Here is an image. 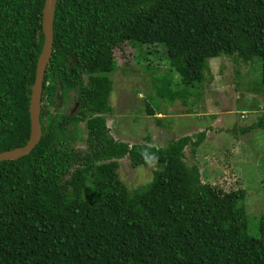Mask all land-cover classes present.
Instances as JSON below:
<instances>
[{
    "label": "trees",
    "instance_id": "obj_1",
    "mask_svg": "<svg viewBox=\"0 0 264 264\" xmlns=\"http://www.w3.org/2000/svg\"><path fill=\"white\" fill-rule=\"evenodd\" d=\"M45 1L0 0V152L31 136ZM125 43L162 45L187 85L202 82L212 57H259L264 83V0H57L41 140L0 162V264H264V212L252 235L242 182L213 181L203 159H185L206 130L164 146L113 135L111 76ZM70 92L75 111L64 107ZM253 126L264 127V114ZM227 153L239 150L221 152L230 166ZM125 157L131 167L153 165V179L130 189L119 174Z\"/></svg>",
    "mask_w": 264,
    "mask_h": 264
},
{
    "label": "rangeland",
    "instance_id": "obj_2",
    "mask_svg": "<svg viewBox=\"0 0 264 264\" xmlns=\"http://www.w3.org/2000/svg\"><path fill=\"white\" fill-rule=\"evenodd\" d=\"M137 45L138 49L125 43L115 50L119 67L111 76L112 110L107 114L113 135L130 143L148 139L152 145L164 146L171 139L206 130V140L197 154L187 147L186 161L192 164L203 159L213 181L217 177L219 183L242 182L249 232L259 235V218L264 212V127L253 124L264 114L261 59L244 61L225 54L212 57L202 82L187 85L171 69L162 45H153L156 49L152 52L145 51L149 44ZM74 97L70 92L65 110L74 109ZM148 106L161 112L156 116L166 117L157 120L148 114ZM86 135L81 123L76 146L86 148ZM225 149L231 153L239 150L238 155L227 153L233 156L228 160L231 171L221 156ZM210 158H214L211 165ZM154 169L153 165L131 167L125 157L120 160V179L133 190L151 181Z\"/></svg>",
    "mask_w": 264,
    "mask_h": 264
},
{
    "label": "water",
    "instance_id": "obj_3",
    "mask_svg": "<svg viewBox=\"0 0 264 264\" xmlns=\"http://www.w3.org/2000/svg\"><path fill=\"white\" fill-rule=\"evenodd\" d=\"M57 0H46L43 11V31L45 40L42 52L40 53L38 64L36 68L35 82L32 85L31 94V136L26 145L16 147L12 150L0 152V162L4 160H13L29 154L36 145L40 142L42 137V124H41V101L44 86V77L46 68L50 61L53 44H54V20Z\"/></svg>",
    "mask_w": 264,
    "mask_h": 264
},
{
    "label": "flooded vegetation",
    "instance_id": "obj_4",
    "mask_svg": "<svg viewBox=\"0 0 264 264\" xmlns=\"http://www.w3.org/2000/svg\"><path fill=\"white\" fill-rule=\"evenodd\" d=\"M74 105H75V106H74V109H73L72 111H75V110H76V108H75V107H76V104H74Z\"/></svg>",
    "mask_w": 264,
    "mask_h": 264
},
{
    "label": "crops",
    "instance_id": "obj_5",
    "mask_svg": "<svg viewBox=\"0 0 264 264\" xmlns=\"http://www.w3.org/2000/svg\"><path fill=\"white\" fill-rule=\"evenodd\" d=\"M164 115H165V114H164ZM161 117H162V119H164V118L166 117V115H165V116L162 115Z\"/></svg>",
    "mask_w": 264,
    "mask_h": 264
}]
</instances>
